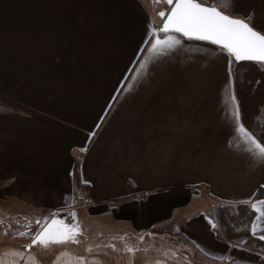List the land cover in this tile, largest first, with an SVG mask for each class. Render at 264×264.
I'll use <instances>...</instances> for the list:
<instances>
[{"label":"crops","instance_id":"crops-1","mask_svg":"<svg viewBox=\"0 0 264 264\" xmlns=\"http://www.w3.org/2000/svg\"><path fill=\"white\" fill-rule=\"evenodd\" d=\"M201 2L250 16L264 31V0H230L228 8L224 0ZM15 3L0 0V13L11 14ZM24 3L3 45L14 63L43 68L48 76L35 89L50 106L30 96V109L0 111V194L23 202L20 217L39 222L46 214L47 224L70 214L79 231L30 249L0 231L7 239L0 264H264V250L248 247L264 237L260 212L252 239L233 240L208 214L217 201L264 207L257 197L264 158L240 128L233 56L159 31L163 19L147 0ZM168 36L179 43L153 48ZM181 62L208 71L197 90L187 84L193 77L177 76L185 85L174 89L159 75Z\"/></svg>","mask_w":264,"mask_h":264},{"label":"rangeland","instance_id":"rangeland-1","mask_svg":"<svg viewBox=\"0 0 264 264\" xmlns=\"http://www.w3.org/2000/svg\"><path fill=\"white\" fill-rule=\"evenodd\" d=\"M149 3V6L152 8L153 13L155 16H158V13L160 11L165 12L166 17L167 13L170 11L172 5H169L167 3V0H147ZM8 7L11 10V14L16 17H20L21 14L25 10V3L24 0H18V3H15V5ZM4 9V8H3ZM1 8V10H3ZM6 12V11H5ZM11 14L7 13H0V111L8 110L11 107L13 108H28L30 109L31 106L27 105L26 103L32 102L30 96L33 97L32 99L34 100V105L38 106L39 108L43 110H48V107L50 106L49 100L47 97H45V92L43 89L36 90L35 86L42 82L45 78L44 70L41 66H38L36 62L34 61H29L27 62L24 58V62L19 63H14L12 60L13 56V51L11 50L10 47H7L3 45V39H7L8 41L10 40V33L9 31H5L4 28H11V26L15 25L17 22L16 20L19 21V19L13 18ZM8 16L10 17L8 19ZM12 16V18H11ZM25 22V19L23 18L22 21L20 22V25L22 26V23ZM4 31L7 34H4ZM264 65V64H263ZM200 66V65H199ZM244 69V68H243ZM159 75L162 76H167L172 79L170 81H173L171 83H168L171 85L174 89H178L179 86L185 85V83H181L177 76H190L193 77L192 79H188L189 83L188 85H192V89L197 90L199 86H201V82H199V77L200 76H206L208 75V71H206L205 68L200 67H190L187 66L186 64L181 65L178 63L177 66L172 64V66H169V64H166L161 67L160 71L158 72ZM23 74H27L26 76L23 77ZM180 74V75H178ZM172 76V77H171ZM179 78V77H178ZM47 80V77H46ZM176 80V82H174ZM201 80V79H200ZM33 81L32 83H30ZM27 82L30 84L28 85ZM28 85V87H26ZM23 87V88H22ZM42 95H45V98H42ZM47 94V93H46ZM245 99L246 95L244 94ZM36 99L38 101H36ZM247 104L249 100H247ZM19 106V107H18ZM30 107V108H29ZM251 112V110H250ZM253 113V112H252ZM78 161V159H77ZM79 161L77 162V164ZM78 166V165H77ZM75 174H76V169H75ZM24 179V178H23ZM38 179L36 180V182ZM13 186V185H12ZM12 186L11 187H5V191H12ZM33 187V186H31ZM22 188L24 190H27V188L23 185ZM35 188V187H34ZM33 188H30L29 191L30 193L34 194V191H32ZM3 192L0 194V231L2 232H8L11 234V236L16 235L18 237L19 243L21 242H31L32 239H34L35 235L41 230V228L45 225L46 222H44L45 219H47L46 214H42L45 216L43 218L44 220L39 221V223L34 220V219H28L25 217H20L19 214L17 213V210L15 208H25V205L21 201H17V198L14 196H4L2 195ZM35 195V194H34ZM38 196V195H37ZM14 207V208H13ZM35 213L40 214V211H36ZM72 214V213H71ZM57 215L60 220H63L64 223L69 224V225H77L76 221L70 217V214L64 215V213L60 214L58 213ZM50 217V216H49ZM48 217V218H49ZM20 233H24L21 235ZM6 241L5 237H2L0 235V241ZM9 240V239H8ZM264 250V248H263Z\"/></svg>","mask_w":264,"mask_h":264},{"label":"snow or ice","instance_id":"snow-or-ice-1","mask_svg":"<svg viewBox=\"0 0 264 264\" xmlns=\"http://www.w3.org/2000/svg\"><path fill=\"white\" fill-rule=\"evenodd\" d=\"M167 3L174 6L171 7L159 31L165 33L175 31L188 38L210 41L220 45L237 61L251 60L264 64V31L257 30L253 26L250 16L228 14L215 3L209 4L201 0H167ZM231 6L230 0H224L225 8ZM158 15L164 17L165 12L160 11ZM157 31L158 29H153L154 34ZM169 41L179 43V40L172 36L164 40L157 37L153 48L167 44ZM240 128L258 150V154L264 158V143L258 141L242 124ZM259 204L264 205V201H260ZM252 207L264 217V207H258L256 203H253ZM252 230L255 233V225ZM78 231V225H69L54 217L50 224L36 234L27 247L30 249L37 242L44 245L50 242H65L74 239Z\"/></svg>","mask_w":264,"mask_h":264},{"label":"trees","instance_id":"trees-1","mask_svg":"<svg viewBox=\"0 0 264 264\" xmlns=\"http://www.w3.org/2000/svg\"><path fill=\"white\" fill-rule=\"evenodd\" d=\"M232 74L242 123L258 141L264 143V65L256 61L234 59ZM244 94L249 100L248 104ZM257 197H264V187L259 189ZM208 214L225 239L233 240L238 237L252 239L256 211L251 204L217 201ZM248 247L260 251L264 248V240L253 238Z\"/></svg>","mask_w":264,"mask_h":264},{"label":"water","instance_id":"water-1","mask_svg":"<svg viewBox=\"0 0 264 264\" xmlns=\"http://www.w3.org/2000/svg\"><path fill=\"white\" fill-rule=\"evenodd\" d=\"M174 5H172V7H173ZM171 10V9H170ZM170 12V11H169ZM168 12V13H169ZM168 13H167V15H168ZM167 15H166V17L164 18V20L167 18ZM163 20V21H164ZM162 27H163V22H162V24H161V27H160V29H162ZM171 33H176L175 31H170ZM177 34H179V35H181V36H183L182 34H180V33H177ZM185 37V36H184ZM188 38V37H187ZM190 39H193V40H198V39H195V38H190ZM199 41H203V40H199ZM204 42H208V43H211V44H213L212 42H210V41H204ZM214 45H216V44H214ZM217 46H219V47H221L220 45H217ZM248 61H251V60H248ZM58 219V218H57ZM51 221L52 220H50L47 224H50L51 223ZM47 224H45L43 227H46L47 226ZM42 227V228H43ZM41 228V229H42ZM41 231V230H40ZM36 236V235H35ZM35 238V237H34ZM37 243H40V242H37Z\"/></svg>","mask_w":264,"mask_h":264}]
</instances>
